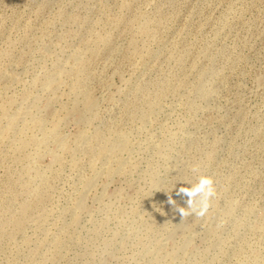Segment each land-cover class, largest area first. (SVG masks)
Returning <instances> with one entry per match:
<instances>
[{
	"label": "rangeland",
	"instance_id": "rangeland-1",
	"mask_svg": "<svg viewBox=\"0 0 264 264\" xmlns=\"http://www.w3.org/2000/svg\"><path fill=\"white\" fill-rule=\"evenodd\" d=\"M0 264H264V0H0Z\"/></svg>",
	"mask_w": 264,
	"mask_h": 264
},
{
	"label": "bare ground",
	"instance_id": "bare-ground-1",
	"mask_svg": "<svg viewBox=\"0 0 264 264\" xmlns=\"http://www.w3.org/2000/svg\"><path fill=\"white\" fill-rule=\"evenodd\" d=\"M186 209H187V208H186ZM188 213H189V212H188ZM188 213H187V214H188ZM190 219H191V217H190ZM188 220H189V219H188ZM189 221H190V220H189ZM181 222H182V224H180L179 226H177V229H176V230H178V231H181L180 229L186 228V226H185L186 222H183V221H181ZM189 223H190V222H189ZM176 230H175V231H176ZM175 231H174V232H175ZM190 231H191V230H190ZM174 232H173V233H174ZM176 232H177V231H176ZM172 235H173V234H172Z\"/></svg>",
	"mask_w": 264,
	"mask_h": 264
}]
</instances>
